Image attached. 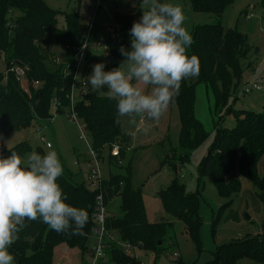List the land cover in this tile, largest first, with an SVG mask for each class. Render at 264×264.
<instances>
[{
    "label": "trees",
    "instance_id": "1",
    "mask_svg": "<svg viewBox=\"0 0 264 264\" xmlns=\"http://www.w3.org/2000/svg\"><path fill=\"white\" fill-rule=\"evenodd\" d=\"M188 1L194 12L212 13L217 20L213 24H197L190 32L194 43L187 54L198 57L200 73L191 82L183 81L176 96L181 119L179 145L171 147L162 164H170L177 172L210 135L195 113L196 87L205 83L214 91L216 110H220V115L224 109L226 114L235 115L237 124L231 129L223 127V115L215 123V140L200 164L199 177L212 178L223 197L240 192L242 177L252 180L264 191V177L259 175V163H264V111L235 110L229 105L230 98L239 92L244 71L252 66L248 61L251 53L248 35L225 28L221 21L225 8L235 0ZM100 6L95 8L89 24L79 20L78 11L67 13V27L64 29L58 26L59 12L49 7L45 0H0V56L4 57L7 66L5 73L0 72V134L3 140L16 131L30 127L35 120H51L54 117L51 112L54 99L58 101L56 113L69 109L73 79L65 74V67L72 60L75 49L85 42L89 45L83 70L86 80V74L89 76V69L94 64L105 62L107 71L118 67L125 59L120 48L131 49L130 29L138 12L121 15L114 12L112 16L116 26L110 31L105 24L97 21ZM98 40L107 46L106 52L91 51V46ZM51 46L63 48L64 55H57ZM14 68L25 72L26 88L12 70ZM106 91L103 89V92ZM75 112L85 125L93 147L101 154L104 148L111 150L114 144L120 145V159L109 153L108 160L109 164L123 167L127 150L125 145L129 138L123 133L121 122H115L116 101L96 94L88 84L87 92L75 103ZM31 150L28 142H21L12 148L0 143V154L5 157L10 151L23 157ZM36 151L45 154L40 147ZM119 160L122 164H119ZM81 175L82 171H63L58 183L67 196V203L88 212V222L84 228L87 235L58 233L42 222H28L10 248L16 264H54V252L59 244L88 252L99 191L90 188L84 175V179L79 180ZM103 193L106 205L113 198L120 197L123 212L121 218L107 216V230L116 232L123 241L159 256L164 250L169 230L175 228L177 223L149 221L142 188H134L132 184L131 163L125 167L124 173H110L104 179ZM158 197L165 210L182 222L183 231L200 249L202 220L199 195L188 194L185 184L176 177L158 192ZM262 230L259 235L218 246L213 260L205 264H239L245 259L264 264V224ZM171 243L174 244L172 239ZM107 254L117 264H141L114 243L107 245Z\"/></svg>",
    "mask_w": 264,
    "mask_h": 264
},
{
    "label": "rangeland",
    "instance_id": "2",
    "mask_svg": "<svg viewBox=\"0 0 264 264\" xmlns=\"http://www.w3.org/2000/svg\"><path fill=\"white\" fill-rule=\"evenodd\" d=\"M166 1L179 4L182 7L186 17L184 27L189 33L197 24H213L217 20L212 13L194 12L188 0ZM262 1L235 0L232 5L225 8L221 19L225 28L236 29L247 34L251 46L248 61L252 66L244 71L239 92L236 96L233 95L229 101V105L233 106L235 110L246 109L257 113L264 111V8ZM45 2L49 7L59 12L58 26L65 29L67 27L66 14L76 11L79 12V20L83 24H89L98 0H45ZM141 3L142 0H102L97 21L105 24V27L110 31H113L116 26L112 16L114 12L120 15L138 12L136 17V21H138L142 17V12L146 10ZM251 6L254 8L252 11L254 16L248 18L247 12ZM53 49L57 55H64L63 48L56 49L51 46L52 51ZM91 51L104 53V48L95 45L92 46ZM6 68V61L1 55L0 72L5 73ZM92 71L93 66L89 69V75ZM187 80L191 82L195 78ZM253 81L260 83L262 91H253L248 95L241 93L244 85ZM22 84L23 87H27L26 81ZM102 92L103 89L95 91L98 95H103ZM176 96L158 121L138 120L136 126H131L127 123L126 118H121L122 131L129 138L125 145L127 150L123 159V167L109 164L110 149H103L101 162L103 178L107 179L110 173H124L125 167L131 163L132 184L134 188H142L149 221L173 220L177 223L175 228L169 230V237L159 256L150 250L136 249L141 264H205L213 260L214 252L218 246L247 236H256L263 231L264 191L252 180L242 177L240 192L230 197H223L219 194L212 178L199 177L200 164L215 140V123L223 115V127L231 129L237 124L235 115L226 114L225 109L220 115V110H216L215 95L210 85L205 83L197 85L195 104L196 116L210 132V135L177 172L170 164H162L170 153L171 147L179 145L181 119L176 105ZM79 98L81 96L77 94L75 101L77 102ZM51 112L54 115L51 120H35L30 127L23 128L6 137L4 141H7V145L5 144V146L12 148L21 142H28L32 146V150L28 153L36 151L38 147L45 153L54 150L61 160L64 171L78 173L80 168L85 169L84 155L88 152L89 146L86 141L80 138L79 126L70 120L68 108L63 113H56L53 108ZM80 123L83 124L81 120ZM145 127L148 129L147 132L144 131ZM42 136L45 137L46 142L52 144L51 148L46 146V142L41 141ZM90 144H92L91 138ZM77 158L80 160L79 164H76ZM259 175L264 177V163L262 162L259 163ZM176 177L185 184L188 194L197 193L200 197L199 214L202 220L200 249H197L191 238L183 231L182 222L173 218L165 210L158 197V192L166 188ZM78 179L82 180L84 176L81 175ZM120 204V197L110 200L107 204V215L123 217ZM171 239L174 244L171 243ZM93 243L94 239L91 238L89 247H92ZM90 263L88 253L82 252L79 248H71L67 244H59L55 248L54 264ZM239 264L262 263L245 259Z\"/></svg>",
    "mask_w": 264,
    "mask_h": 264
},
{
    "label": "clouds",
    "instance_id": "3",
    "mask_svg": "<svg viewBox=\"0 0 264 264\" xmlns=\"http://www.w3.org/2000/svg\"><path fill=\"white\" fill-rule=\"evenodd\" d=\"M141 4L146 10L130 29L131 49L120 48L125 59L107 71L104 63H96L87 76L92 91L107 89L102 94L116 101L115 122L126 118L131 126L138 120L158 121L182 82L200 73L198 57L187 54L194 41L184 27L182 7L162 0ZM0 143L7 145L2 134ZM63 171L54 150L43 155L32 151L24 158L15 151L0 154V264H15L9 250L28 222H42L58 233L87 235L88 212L66 202L58 183ZM102 255L97 248V258Z\"/></svg>",
    "mask_w": 264,
    "mask_h": 264
},
{
    "label": "built area",
    "instance_id": "4",
    "mask_svg": "<svg viewBox=\"0 0 264 264\" xmlns=\"http://www.w3.org/2000/svg\"><path fill=\"white\" fill-rule=\"evenodd\" d=\"M102 0H98L97 6L101 5ZM253 7H250V11L247 12V17H253ZM92 21V20H91ZM91 23V22H90ZM112 37H114V33L112 32ZM88 38V37H87ZM86 45L87 47H85ZM100 46L104 48V51L108 50L107 46L104 45L102 40H98L92 46ZM91 46V48H92ZM89 47L88 43L85 42L82 46L75 49V53L71 61L66 64L65 67V74L72 76L73 79V86L71 93L69 95L70 98V120L75 122L81 131L80 138L87 142L89 149L88 152L84 155V164L85 169L80 168V171L84 173L85 179L92 190H98L99 193L97 195V207L95 213L93 215L95 220V225L93 227V236L94 243L92 247H89L88 255L90 257L91 263L90 264H117L110 260L109 255L107 254V245L109 243H114L121 247L126 255L139 260V256L136 252V249H139L125 241H123L120 236L116 232H110L106 228V218H107V205L105 204L104 200V178L102 175V166L101 162L103 160V154L97 151L92 144H90L89 135L86 134V128L84 124L80 123V119L75 112V99L77 94L79 96H83L87 92L88 83L85 77H83V70H84V63H85V55L86 50ZM18 78V80L22 83L26 81L25 72L23 69L14 68L12 69ZM262 87L259 82H249L248 84L244 85L241 90V93L248 95L250 92L253 91H261ZM76 92H78L76 94ZM57 99L53 101V108L56 109L57 107ZM41 141L46 142L45 137H41ZM46 146L48 148L52 147L50 142H46ZM121 147L119 144H114L110 150V155L120 159L121 155ZM109 156V154H108ZM80 160L77 158L76 164H79ZM119 164L122 162L119 160ZM102 249L103 255L97 258L96 256V249Z\"/></svg>",
    "mask_w": 264,
    "mask_h": 264
},
{
    "label": "crops",
    "instance_id": "5",
    "mask_svg": "<svg viewBox=\"0 0 264 264\" xmlns=\"http://www.w3.org/2000/svg\"><path fill=\"white\" fill-rule=\"evenodd\" d=\"M262 91V90H261ZM83 175H84V173H83ZM171 221H173V220H171ZM152 222V221H151ZM175 223V222H174ZM177 225V224H176Z\"/></svg>",
    "mask_w": 264,
    "mask_h": 264
}]
</instances>
